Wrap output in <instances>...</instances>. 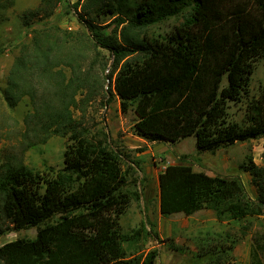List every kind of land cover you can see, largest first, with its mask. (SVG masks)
Masks as SVG:
<instances>
[{
  "label": "trees",
  "instance_id": "obj_1",
  "mask_svg": "<svg viewBox=\"0 0 264 264\" xmlns=\"http://www.w3.org/2000/svg\"><path fill=\"white\" fill-rule=\"evenodd\" d=\"M64 2L82 29L48 20ZM13 5L0 0V22ZM183 11V21L164 36L144 32ZM106 17L110 33L99 24ZM20 20L32 26L31 34L18 45L0 92L7 108L27 97L30 109L22 127L2 113L0 136L12 139L15 150L0 162V224L34 226L36 233L1 244L0 264H156L158 249L128 255L123 247L140 229L121 231L130 195L120 154L104 131L89 137L75 110L101 91L103 103L115 94L121 112L132 109L137 116L134 134L172 143L192 135L198 152L263 137L264 87L247 102L246 125L227 120V107L247 92L254 61L264 57V0H40ZM53 135L67 139L61 168L46 172L23 162L24 151ZM240 168L251 177L254 199L239 176L167 164L158 174L160 213L208 208L219 220L262 214L264 164L249 154ZM256 244L251 264L260 262Z\"/></svg>",
  "mask_w": 264,
  "mask_h": 264
},
{
  "label": "rangeland",
  "instance_id": "obj_2",
  "mask_svg": "<svg viewBox=\"0 0 264 264\" xmlns=\"http://www.w3.org/2000/svg\"><path fill=\"white\" fill-rule=\"evenodd\" d=\"M84 0H69L70 4L82 3ZM40 5V0H14V5L7 11V19L0 22V89L5 85V76L17 53L18 45L29 39L31 27H25L20 15L27 9ZM186 11L162 21L152 23L144 28L150 37H161L180 24ZM47 20V19H46ZM58 23L67 30L82 29L72 9L65 2L58 4L48 19ZM111 18L100 20L106 25L104 31L110 33L113 24ZM36 24V23H35ZM34 26V24H32ZM111 64V56L105 51ZM108 69L103 71L107 73ZM109 86L108 79L105 88ZM264 87V57L254 61V69L247 92L240 101L229 102L227 120L246 125L245 109L251 98L259 95ZM91 99L82 110H75L88 130L89 137H102L99 131L108 136L110 146L120 154L121 167L126 175L124 186L130 195V202L121 214L119 222L124 234L139 230L135 239L122 242L128 255H143L148 250L158 249L156 264H251V252L256 242L259 264H264V211L257 216L232 219L226 216L219 220L214 211L203 208L191 215L174 213L162 215L158 208V174L167 164L186 163L194 170H201L209 175L239 176L247 194L255 198V187L248 172L243 171V164L249 154L258 165L264 164V136L246 141H238L213 152H198L194 136L190 135L176 142H148L135 137L133 123L137 116L132 109L122 113L118 97L103 103L102 91ZM108 93H105V99ZM0 124L4 111L18 121L22 127L24 114L30 109L27 97L22 98L16 106L9 109L2 100L0 92ZM8 122V120H7ZM10 122V121H9ZM12 139L0 136V162L15 150ZM67 144L66 137L51 136L45 143L24 151L22 160L28 166L49 172L63 165L62 152ZM0 245L18 237H33L36 227L21 229L9 228L0 224Z\"/></svg>",
  "mask_w": 264,
  "mask_h": 264
},
{
  "label": "crops",
  "instance_id": "obj_3",
  "mask_svg": "<svg viewBox=\"0 0 264 264\" xmlns=\"http://www.w3.org/2000/svg\"><path fill=\"white\" fill-rule=\"evenodd\" d=\"M135 137L139 138V139H142V140H145L144 138L138 136V135H135Z\"/></svg>",
  "mask_w": 264,
  "mask_h": 264
}]
</instances>
